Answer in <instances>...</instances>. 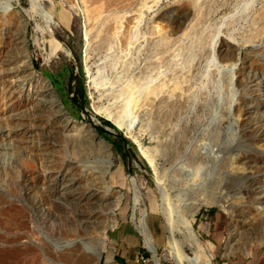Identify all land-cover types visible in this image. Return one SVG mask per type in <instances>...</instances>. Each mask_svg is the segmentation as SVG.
<instances>
[{
	"label": "rangeland",
	"instance_id": "1",
	"mask_svg": "<svg viewBox=\"0 0 264 264\" xmlns=\"http://www.w3.org/2000/svg\"><path fill=\"white\" fill-rule=\"evenodd\" d=\"M98 2L0 0V264H155L142 217L160 264H252L264 256V0ZM44 72L76 97L62 101L74 123Z\"/></svg>",
	"mask_w": 264,
	"mask_h": 264
},
{
	"label": "bare ground",
	"instance_id": "2",
	"mask_svg": "<svg viewBox=\"0 0 264 264\" xmlns=\"http://www.w3.org/2000/svg\"><path fill=\"white\" fill-rule=\"evenodd\" d=\"M105 1H109V0H99V2L98 3H96V5H97V7H98V9H101V8H106L107 7V4H109V2H105ZM112 1V0H111ZM128 3H130L129 1H128ZM114 4V3H113ZM4 8H6V9H8V6H4ZM103 10H105V9H103ZM100 11V10H99ZM44 17H45V19H46V21L49 23L50 21H52L53 20V15H52V13H49V12H47V11H44ZM99 18V17H98ZM106 18L109 20V22H110V20H113L114 19V17L112 16V15H110V17L108 16H106ZM105 18V19H106ZM116 18V17H115ZM108 20H106V21H108ZM114 22H116V19H114V21L112 22L113 23V25L111 24V26L114 28L115 27V24H114ZM106 23V22H105ZM102 24V23H101ZM99 25V24H98ZM108 25V24H107ZM112 28V29H113ZM125 36V35H124ZM23 45H24V43H23ZM69 53V52H68ZM42 76V75H41ZM43 77V76H42ZM46 82H47V80L46 79H44ZM49 85H50V83H49ZM50 90V94L48 95L49 96V99L51 100L52 99V96H53V98H54V102H55V104H56V107L58 108V110H60L61 111V113H63L65 116H64V123L65 124H72V123H74L71 119H69L68 117H67V115L69 116V113L65 110V108H64V106H63V104L61 103V101H59V99H57V97L54 95V94H52L51 93V90L53 91V89H49ZM69 117H71V116H69ZM73 118V117H72ZM74 119V118H73ZM77 120V119H76ZM96 120V119H95ZM109 144V143H108ZM109 146H110V144H109ZM138 193V192H137ZM137 203H138V201H137ZM135 206V205H134ZM135 216V215H134ZM138 228H139V230H140V232L142 233V235L145 237V245H146V247L148 248V250L153 254V257H154V262H155V264H160V262H159V260H158V258L156 257V253H155V250H154V247L151 245V243H149L148 241H147V239H150V235H149V229H148V226H147V223H146V221H145V219L142 217V218H140L139 220H138ZM194 232V231H193ZM197 235L195 234V241L197 242V244L200 246V247H202L203 249H205L204 247H203V245H202V243L200 242V240L196 237ZM192 237V236H191ZM49 239V238H48ZM47 243V242H46ZM230 243V242H229ZM234 244V243H233ZM231 246V245H230ZM233 246V245H232ZM191 247V246H190ZM103 248V247H102ZM83 251L86 253V252H88L89 253V255H92L93 257L95 256V257H97L98 258V260H99V257H100V254H101V252H102V249L101 248H97V247H84L83 248ZM195 252V251H194ZM198 254V253H197ZM179 258H180V263L179 264H182V262H181V255H179ZM188 259V261L190 262V264H199V261H198V256H196L195 258L193 257V258H187Z\"/></svg>",
	"mask_w": 264,
	"mask_h": 264
},
{
	"label": "trees",
	"instance_id": "3",
	"mask_svg": "<svg viewBox=\"0 0 264 264\" xmlns=\"http://www.w3.org/2000/svg\"><path fill=\"white\" fill-rule=\"evenodd\" d=\"M44 74L47 75V76L50 78L51 82H52L53 85L56 87V89H57L58 91H60V90H61V88H60V81H61V80H60V79H57V78H56L54 75H52L51 73L44 72ZM79 90H80V91H79V96H80V98H84V90H83V86H82V85H80ZM62 99H63V98H62ZM76 100H77L76 97H74V96H73V97L68 96L66 99H63L62 101H63L65 104H68V102H71V104H72L73 107H77V102H76ZM81 107H82V106L80 105V108H81ZM103 123L117 130L116 126H115L113 123H111L110 121L104 120ZM96 128H97V130H98L101 134H103V135H104V136H105V137H106V138H107V139L113 144V146H114L115 148L119 149L118 143H117L115 140L111 139V138L108 136L106 130H105L103 127H101V126H96ZM117 134H118V136H119L124 142L130 144V146L133 147V144H132L129 140H127L125 137H123L122 134H121L119 131L117 132Z\"/></svg>",
	"mask_w": 264,
	"mask_h": 264
},
{
	"label": "water",
	"instance_id": "4",
	"mask_svg": "<svg viewBox=\"0 0 264 264\" xmlns=\"http://www.w3.org/2000/svg\"><path fill=\"white\" fill-rule=\"evenodd\" d=\"M24 41H26V38L24 37ZM25 47V51L27 52V46L25 45L24 46ZM31 62V61H30ZM49 83H50V86H51V89H53V91L51 90V93L52 94H54L56 97H57V99H59V101H61V103H62V100H61V97H60V94H59V91L56 89V87L53 85V83L51 82V80H50V78L47 76V75H45V74H41ZM96 118L95 117H91V120L92 121H94ZM96 121L98 122V123H100V121L99 120H97L96 119ZM113 123V122H112ZM114 124V123H113ZM115 125V124H114ZM116 126V125H115ZM116 128L118 129V130H121V129H119L117 126H116ZM93 129L95 130V133H97V135H99L100 136V138L101 139H103V141L104 142H106V143H109L110 144V146L112 145L113 146V144L103 135V134H101L98 130H97V128H96V126L94 125L93 126ZM124 136H125V134H124ZM125 138L127 139V140H130L128 137H126L125 136ZM131 141V140H130ZM135 146H136V144L133 142V141H131Z\"/></svg>",
	"mask_w": 264,
	"mask_h": 264
},
{
	"label": "crops",
	"instance_id": "5",
	"mask_svg": "<svg viewBox=\"0 0 264 264\" xmlns=\"http://www.w3.org/2000/svg\"><path fill=\"white\" fill-rule=\"evenodd\" d=\"M252 264H264V256L256 259L255 261L252 262Z\"/></svg>",
	"mask_w": 264,
	"mask_h": 264
},
{
	"label": "built area",
	"instance_id": "6",
	"mask_svg": "<svg viewBox=\"0 0 264 264\" xmlns=\"http://www.w3.org/2000/svg\"><path fill=\"white\" fill-rule=\"evenodd\" d=\"M221 264H226L225 262H222Z\"/></svg>",
	"mask_w": 264,
	"mask_h": 264
}]
</instances>
